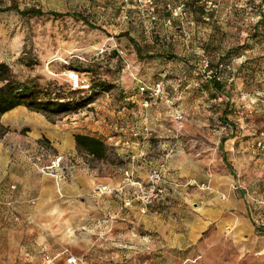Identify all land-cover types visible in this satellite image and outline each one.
Wrapping results in <instances>:
<instances>
[{
	"label": "rangeland",
	"instance_id": "374dc122",
	"mask_svg": "<svg viewBox=\"0 0 264 264\" xmlns=\"http://www.w3.org/2000/svg\"><path fill=\"white\" fill-rule=\"evenodd\" d=\"M159 4L153 26L121 0H0V8L41 11L35 17L0 12V64L20 84L70 106L52 125L103 140L115 135L113 128L140 121L172 138L178 133L180 142L155 157L166 156L183 182L232 175L230 191L248 206L247 218L264 238V0H193L187 21L169 23ZM124 10L128 20L121 18ZM201 57L213 71L232 64L234 71L215 81L217 90L196 74ZM69 71L79 74L78 88H71ZM134 79L159 83L163 97L144 109ZM107 150L108 170L125 165Z\"/></svg>",
	"mask_w": 264,
	"mask_h": 264
},
{
	"label": "crops",
	"instance_id": "0c3cea01",
	"mask_svg": "<svg viewBox=\"0 0 264 264\" xmlns=\"http://www.w3.org/2000/svg\"><path fill=\"white\" fill-rule=\"evenodd\" d=\"M176 1L155 3L161 7ZM162 13L167 16L165 9ZM149 114L147 110L143 115ZM144 124L113 128L115 135L103 140L72 125L49 124L22 106L2 115L0 127L7 131L0 134V200L12 198L19 221L6 225L0 217V264H43V253L54 256L63 250L76 264H257L259 257L262 264L264 238L247 218L248 206L230 191L232 175L210 183L183 182L168 162L179 186L193 181L196 188L166 186L146 210L132 200L134 191L127 187L95 195L99 186L119 188L127 170L133 180H146L149 170L165 161L166 156L159 159L154 153L180 142L178 133L172 138L166 129L152 125L149 136L132 137ZM75 135L99 140L125 165L110 171L97 161L99 165L91 167L90 157L77 153ZM39 141H46L53 153L71 157L62 184L31 170L8 151L14 143ZM12 185L16 190L10 192ZM128 198L132 202L124 207Z\"/></svg>",
	"mask_w": 264,
	"mask_h": 264
},
{
	"label": "built area",
	"instance_id": "2783aa9c",
	"mask_svg": "<svg viewBox=\"0 0 264 264\" xmlns=\"http://www.w3.org/2000/svg\"><path fill=\"white\" fill-rule=\"evenodd\" d=\"M125 4L133 5L141 15V17L147 19L150 23L154 24L157 21V9L155 0H122ZM189 0H178L173 6L167 4L165 6V12L168 14V21L178 20L187 21L189 18ZM210 4V3H205ZM204 13L202 19L208 21L207 11L204 7ZM122 20H128L129 13L127 10L121 12ZM118 52V51H117ZM122 54L121 52H118ZM232 64H219L215 71L210 69L207 58L201 57L199 62V68L197 73L200 72L203 75L204 80L219 81L220 75L228 72L232 73ZM67 78L71 88H78L80 83L79 74L75 71H69ZM137 83V91L142 96V107L146 109L149 102L152 99H161L163 97V90L159 83L153 85H147L140 80L134 79ZM181 117L176 114L175 119L179 120ZM142 134L144 136L150 135V129L144 126L139 131L132 134V137H139ZM8 151L20 158V160L26 164L31 170L44 176H49L54 179L55 183L62 184L67 176L70 164L72 162L71 157L66 154H55L52 152L48 143L39 142H20L14 143L8 147ZM166 186L174 187H193L195 183L188 181L183 186H179L177 179L174 178L173 171L168 167L167 161H163L158 165L151 168L147 174V178L144 181L133 180L129 171L124 172V181L122 185L117 189H110L107 186H99L96 189V196H102L105 194H112L115 192H122L124 188H129L134 191L132 200H136L143 210L151 208L156 201L164 194ZM16 190L15 186H10L9 191ZM131 199L124 201V207L130 206ZM0 217L4 223L10 224L11 222L19 221V217L16 211V206L12 198L9 196L0 200ZM58 259H64L65 264H76V259L69 255L66 250H63L54 256L43 253V264H53Z\"/></svg>",
	"mask_w": 264,
	"mask_h": 264
},
{
	"label": "trees",
	"instance_id": "16d2710c",
	"mask_svg": "<svg viewBox=\"0 0 264 264\" xmlns=\"http://www.w3.org/2000/svg\"><path fill=\"white\" fill-rule=\"evenodd\" d=\"M11 10L21 17L41 15V11L36 8L19 10L15 5L0 8V12ZM210 83L213 89L217 90L218 86L215 81H210ZM21 106L25 107L29 112L40 114L51 124L55 122V118L67 116L70 112L68 104L62 103L57 99L50 100L49 98L40 96L34 87L32 88L26 84L17 82L11 74L10 69L4 64H0V117ZM74 142L78 154L89 156L95 161L106 159L108 150L99 140L84 135H75ZM223 143L224 140L220 145L222 146Z\"/></svg>",
	"mask_w": 264,
	"mask_h": 264
},
{
	"label": "water",
	"instance_id": "95a60500",
	"mask_svg": "<svg viewBox=\"0 0 264 264\" xmlns=\"http://www.w3.org/2000/svg\"><path fill=\"white\" fill-rule=\"evenodd\" d=\"M116 53H117V51H116V50H114V51H113V54H116Z\"/></svg>",
	"mask_w": 264,
	"mask_h": 264
},
{
	"label": "bare ground",
	"instance_id": "6f19581e",
	"mask_svg": "<svg viewBox=\"0 0 264 264\" xmlns=\"http://www.w3.org/2000/svg\"><path fill=\"white\" fill-rule=\"evenodd\" d=\"M55 60H57V59H55Z\"/></svg>",
	"mask_w": 264,
	"mask_h": 264
}]
</instances>
